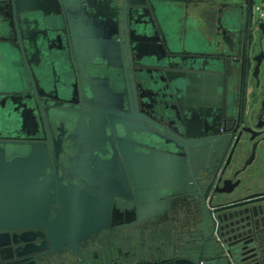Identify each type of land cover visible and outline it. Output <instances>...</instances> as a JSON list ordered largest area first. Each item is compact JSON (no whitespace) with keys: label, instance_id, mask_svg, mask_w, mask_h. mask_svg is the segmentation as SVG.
Masks as SVG:
<instances>
[{"label":"water","instance_id":"water-1","mask_svg":"<svg viewBox=\"0 0 264 264\" xmlns=\"http://www.w3.org/2000/svg\"><path fill=\"white\" fill-rule=\"evenodd\" d=\"M241 2L235 15H223L222 19L234 21L226 20L217 30L223 29L226 55H241V72L253 71L259 88L264 68V2L257 8L258 16L254 0ZM121 11L127 19L137 9ZM119 12L115 0H0V230L30 229L10 237L1 234L0 249L10 243L9 238L18 247L38 241L42 228L52 244L77 246L103 226L157 215L169 198L198 195L191 177L199 154L206 152L198 139L216 136L217 127L211 118L201 123L199 107L216 105L215 87L223 84V77L182 71L165 74L174 93L182 94L187 86V107L182 105V96L178 104L183 114L191 112L196 121L186 125L205 129L186 136L193 142L173 137L147 118L150 112L146 117L137 111L118 41ZM256 48L259 54L251 56ZM202 86L204 101L197 99ZM10 91L13 95H7ZM148 97L149 111L154 96ZM227 115L233 116L229 111ZM263 115L264 99L257 124L241 127L238 119L221 145L213 140L222 149L213 161L219 165L216 169L229 151L224 173L245 135L251 147L243 169L264 158ZM91 178H101L106 184L95 182L98 188L94 189L82 183ZM239 184L227 180L214 192L230 196ZM200 195L205 201L207 192ZM122 198L130 202L124 205ZM217 207L208 212L209 220L227 230L231 244L225 249L209 247L204 263L202 247L197 261L178 258L170 264H246L259 258L257 235L252 234L264 214V193ZM3 250L0 261L8 259Z\"/></svg>","mask_w":264,"mask_h":264},{"label":"flooded vegetation","instance_id":"flooded-vegetation-1","mask_svg":"<svg viewBox=\"0 0 264 264\" xmlns=\"http://www.w3.org/2000/svg\"><path fill=\"white\" fill-rule=\"evenodd\" d=\"M241 1L133 0L134 4H131V0H115L120 10L118 41L121 43L123 67L132 80L139 114L146 116L145 113L150 112L152 118L146 117L161 129L175 138L191 141L186 139L190 132L200 130L198 132L204 133L205 129L203 126L196 128L191 124L186 125L191 120L196 121L191 112L183 114L180 110L181 105L178 104V99L181 98L179 96H182L184 101L182 105L187 107L185 104L187 86H184L185 88L179 86L183 89L182 94L174 93L173 85L166 81L165 74L182 71L223 77V84L217 83L215 87L216 94L213 98L216 105L199 107L201 123L211 118L217 126L216 136H204L198 139L200 143L206 145L204 146L206 152L199 154L195 176L191 177L192 182L197 186L198 195L207 192L206 200L203 201L201 195L194 196V194L169 198L166 206L157 215L141 221L126 223L121 220L103 226L101 231L92 233L77 246L69 243L52 244L44 228L41 230L42 238L21 244L19 247L13 245L9 238L10 243L0 249H4L3 254L8 259L0 261V264H141V262L170 264L178 258L195 262L202 247L201 263H204L208 260L206 252L209 247L217 246L225 249L231 244L225 235L227 230L220 224L212 225L208 212L216 210L219 208L217 205L224 202L264 193V186L254 191L244 188L251 183H254L252 186L255 187L264 184V158L262 160L257 158L250 166L243 169L251 147L248 136L241 138L239 147L235 150L224 173L222 171L229 151L221 167L216 169L219 165L213 163L219 159V154L222 152L221 146L218 147V144L216 146L213 140L219 141L221 145V139L231 136L238 119L241 121V127L257 124V116L264 99V68H261L260 86L257 88L251 76L253 71L248 75L241 72L242 56L226 55L229 49L222 40L223 29L217 30L218 26L223 27L227 21H234L229 17L226 18L227 21L222 18L224 14L235 15L237 8L243 6ZM124 7L137 9V12L131 13V16L127 15L126 19L124 12L121 11ZM203 7H206V10L202 9ZM62 32L65 34L64 30ZM217 34H220V38L216 41ZM258 54L259 50L256 48L251 56ZM176 58L185 61L178 62ZM254 66L255 63L252 64L251 70ZM179 67L186 68L179 69ZM5 86L9 90L12 89L11 85ZM2 87L0 85V88ZM149 94H153L154 98H151L150 103L153 108L148 111L146 105L150 106L147 103L150 100ZM7 95L13 93L10 91ZM199 98L202 101L207 98L203 86L197 99ZM141 100L146 103L142 104ZM46 107L49 108L47 105ZM228 111L233 116H228ZM261 120L264 121V115ZM156 133L167 141L175 143L172 138L157 131ZM90 180L91 182L84 180L82 183L94 189L98 188L95 182L104 181L101 178ZM227 180L233 184L240 183L234 193L230 196L215 193L216 189L223 188L222 182ZM103 183L106 184L105 181ZM122 200L124 205L130 202L126 198ZM194 204L199 209L201 220L193 218ZM253 227L256 230L253 231L255 234L252 236L257 235L258 251L261 252L258 259L261 261L264 256V214L259 216ZM29 230H0V235L10 237L13 233H24ZM2 239L7 240V237Z\"/></svg>","mask_w":264,"mask_h":264},{"label":"crops","instance_id":"crops-1","mask_svg":"<svg viewBox=\"0 0 264 264\" xmlns=\"http://www.w3.org/2000/svg\"><path fill=\"white\" fill-rule=\"evenodd\" d=\"M208 1H210V2H214V1H219V0H208ZM202 9H204V10H206V7H203ZM209 9H211V8H209ZM262 186H264V184L263 185H258V186H253V189H252V191H254V189L255 190H259ZM193 207H194V213H193V218H194V220L195 219H197V220H201V215L199 214V209H198V207H197V205L196 204H194V205H192ZM193 220V221H194ZM192 227V226H191ZM193 227H194V224H193ZM264 257V256H263ZM262 259V258H261ZM260 259H258V260H255L254 261V259H252V260H250V261H248V262H246V264H264V259H263V261L261 260V261H259Z\"/></svg>","mask_w":264,"mask_h":264},{"label":"rangeland","instance_id":"rangeland-1","mask_svg":"<svg viewBox=\"0 0 264 264\" xmlns=\"http://www.w3.org/2000/svg\"><path fill=\"white\" fill-rule=\"evenodd\" d=\"M263 2H264V0H254V7H255V14H256V16L259 15V11L257 10V8L261 7L263 5ZM252 185H254V183H251L249 185H245L244 188L247 187L246 190L253 189V186Z\"/></svg>","mask_w":264,"mask_h":264}]
</instances>
